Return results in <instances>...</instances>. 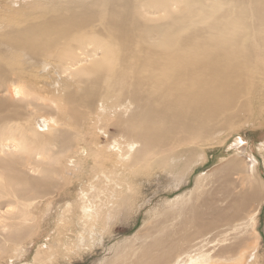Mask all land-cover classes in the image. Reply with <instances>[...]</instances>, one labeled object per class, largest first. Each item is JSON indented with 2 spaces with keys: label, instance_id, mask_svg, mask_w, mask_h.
Segmentation results:
<instances>
[{
  "label": "bare ground",
  "instance_id": "1",
  "mask_svg": "<svg viewBox=\"0 0 264 264\" xmlns=\"http://www.w3.org/2000/svg\"><path fill=\"white\" fill-rule=\"evenodd\" d=\"M41 71L58 85L77 87L65 92L75 119L116 115L126 147L118 158L129 168L159 155L187 167L193 154L200 155L195 138L209 136L210 124L247 111L264 93V0L79 1L78 8L67 3L1 22L0 125L25 116L29 107L44 109L26 90ZM8 132L27 134L0 127V152L8 148ZM30 132L39 136L35 128ZM240 150L244 154L245 147ZM34 152L37 163L43 153ZM246 159L201 176L194 192L143 229L144 242L124 244L106 264H249L241 253L262 197L250 175L257 160ZM19 172L30 180L26 170ZM7 196L0 185V219L13 205Z\"/></svg>",
  "mask_w": 264,
  "mask_h": 264
},
{
  "label": "rangeland",
  "instance_id": "2",
  "mask_svg": "<svg viewBox=\"0 0 264 264\" xmlns=\"http://www.w3.org/2000/svg\"><path fill=\"white\" fill-rule=\"evenodd\" d=\"M79 1L94 0H0V24L67 3L78 8ZM13 8L18 11L10 14ZM137 9L145 14L149 7L137 4ZM45 60L54 65L61 62ZM46 73L34 75L35 84L26 89L32 97H39L36 103L44 109L38 112L29 107L25 116L17 115L11 123L0 125L27 132L22 137L8 132V148L0 152L4 160L0 185L8 193L6 200L13 201L0 219L1 225H8L0 231V264H106L124 244L144 242L143 229L194 192L201 176L234 159L247 161L249 157L257 160L250 175L262 199L241 254L246 263L264 264V93L247 111L227 122L210 124L209 136L208 131L207 136L195 138L193 145L200 155L193 154L187 167L170 165L159 155L157 160L145 159L129 168L128 160L118 158L126 147L117 132L116 115L98 114L84 122L75 119L70 113L74 105L66 104L65 92L77 87L58 85ZM62 77L69 83L74 79ZM112 105L116 107L117 102ZM84 110L80 108L78 113ZM33 128L39 134L36 138L30 132ZM241 147H245L244 154ZM34 150L43 153L37 163L29 154ZM16 157L34 163L25 167L13 160ZM20 169L30 173V180L18 174ZM241 183L246 186V181Z\"/></svg>",
  "mask_w": 264,
  "mask_h": 264
}]
</instances>
